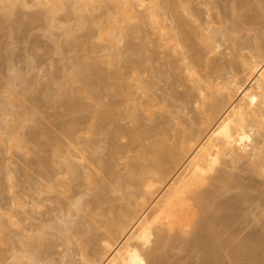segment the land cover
<instances>
[{"label": "rangeland", "instance_id": "rangeland-1", "mask_svg": "<svg viewBox=\"0 0 264 264\" xmlns=\"http://www.w3.org/2000/svg\"><path fill=\"white\" fill-rule=\"evenodd\" d=\"M78 1L0 0V264H197L209 244L194 222L240 190L253 200L229 212L231 231L259 237L264 170L251 165L250 144H264V109L253 103L264 0L135 1L131 17L114 0ZM197 54L216 68L200 70ZM216 81L249 88L250 113L207 86ZM153 143L175 153L168 173ZM184 165L231 185L202 194L183 183ZM168 196L179 233L153 241L148 212Z\"/></svg>", "mask_w": 264, "mask_h": 264}, {"label": "bare ground", "instance_id": "bare-ground-1", "mask_svg": "<svg viewBox=\"0 0 264 264\" xmlns=\"http://www.w3.org/2000/svg\"><path fill=\"white\" fill-rule=\"evenodd\" d=\"M76 1H78V0H76ZM80 1L81 0H79L78 2H80ZM114 1H115L113 4L114 8L124 9L126 12H128V11L131 12L134 8L133 2L136 1L139 4H142L144 0H114ZM82 2H84L87 5H90V3L91 4L93 3L94 6H95L96 2L99 4V0H82ZM82 2H80V3H82ZM149 8L152 9L151 4H150ZM155 8H156V11H158L157 7H155V6L153 7L152 11L150 9V11H151L150 16L153 17L152 18L153 20L156 18L157 15H159V14H156L157 12L155 11ZM123 14L126 16L127 14H130V13L128 12L127 14L126 13H123ZM131 16H132V14H130V17ZM157 18L159 19V16H157ZM154 22H157V20L156 21L154 20ZM158 30H159L160 35H162V36L164 33V36H163V37H165L164 41L168 42L170 38L165 35L164 27L159 25ZM210 38H211V40H215V38H213V37H210ZM218 47H220V46H218ZM202 55L203 54H197L194 57H192V60L195 61L197 63V65H199L201 67V68H199L200 70L203 68L214 70L216 68L215 67L216 61L215 60L213 61L211 59L210 62L208 63L207 61H209V60L207 59V57H205L206 55H203V56ZM204 59H207V61L206 60L204 61ZM232 59H234V58H232ZM232 59L230 61L228 60L227 63L229 62L228 64L229 65L231 64L230 66H238L239 61L237 62V59H236V61H234ZM186 68H187L188 73L193 77L195 76L196 77L195 80H198V78L200 77V74H199L200 70L198 69L197 71L196 70L192 71L193 67L190 66V63H188ZM263 77H264V69H263L262 75H260V74L255 75V81H256L257 87L259 88L260 91H259L258 96L256 97V99L253 103H255L257 105L258 109L259 108L264 109V90H263L264 79H263ZM233 82L234 81H229V83L227 82V84H226V83H221V81H216L215 83L209 84L207 86H209V87L214 86L213 90H217L218 86H219L220 90H227V94L229 95V98H230L229 102L233 105V107L235 109L241 110V117H242L245 115V113H250V111L245 110V107H244V104H245L244 100L246 99V96L249 94V92H248L249 88H244V89L238 88V87L231 88L232 87L231 85L233 84ZM198 83H200V82H198ZM220 83H221V85H219ZM242 87H244V86L242 85ZM199 88H200V86H199ZM200 93L202 95H204L202 89L200 90ZM212 95H216V94L212 93ZM256 111L259 112L258 110H255V112ZM67 129H68L67 131L69 132L70 129H72V128L67 127ZM71 132H73V130H71ZM11 134H13V133L11 132ZM259 136L262 137L263 135H261V133H260ZM258 140L259 139H256V138L251 139V143H253V144H250V147H251V149L257 150V152L255 153V155H253L254 158L253 159L250 158V160H251V163H252L251 165L253 166L254 170H256V171L261 170L262 171V170H264V149H263L264 144L261 147V145H258L259 144ZM153 144L154 145L152 147L150 146L148 148V149H150L149 152L152 153L153 159L159 165L160 169L163 172L168 173V168L164 165V163L167 159H174L175 153L173 152L172 148L164 147L162 145V143L160 144V146H163V147H160V146L157 147L155 145V143H153ZM174 161H176V160H174ZM206 173L207 172L192 170V169H190L184 165V173L182 175L183 183H196V184L201 185L202 186V191H201L202 194L207 192L206 190H208L210 185H212L214 192L216 194L220 192V189L226 188V186L228 187L231 185V182L228 180V182L230 183L229 185L225 186L224 183L227 182V181H225L222 185L217 186V184H215L214 180L212 179L211 175L206 174ZM241 193H243L244 195ZM246 193L247 192L240 190V192L237 193L238 195L234 194L233 197L232 196L230 197L231 199L229 198L230 200L222 201L224 203H221V201H219L220 203H218L217 202L218 200H213L214 202H211L210 204H208L209 208H210V205L213 204V205H211V207L213 206L212 210L209 209L211 211V213H210V211H207V210H205L206 211L205 213H203V211H201V214H200L201 219H198L194 222V229L201 228L205 232V236L203 238V241L207 242L209 244V248H208L207 252H205L201 256V258H199L200 260L198 259L199 262L197 264H213V263H215V262H217L223 258H231L234 261L245 260V261H250L253 264H264V235H263L264 233H261L263 236L261 234H259V237H256V238L253 237V239H252L251 236H250V238L248 237L249 233L247 231H245V232H247L248 234L244 232L246 235L241 233V232L235 233V232L231 231V225H232L233 217L229 216L230 215L229 212L231 213V211L235 210L240 204L243 205V204H245V202L247 203V202L253 200V198H252L253 196L248 193L249 196L251 195L249 197ZM171 198L172 197H170V196L164 197V199H162L163 201L161 200L162 203L160 202L161 203L160 206L158 204L157 205L158 207H155L154 210H151L148 212V215L151 217V219L155 223V225L152 229V233H151L152 238H150L153 241L158 236L173 237L177 234L176 232H178L180 229L183 215H179V217L177 219H173V216H174L173 214L176 213V210L178 208H176L172 205V199ZM197 202L198 203H195V204H197V206H195L194 208L201 209L203 207H206V205L202 204L201 201L197 200ZM185 208H184V210H185ZM189 210L190 209H188V208H187V210H185V212L187 213L186 217L191 216V213L189 212ZM157 211H162V213H164V216L159 217L156 213ZM0 218H1V214H0ZM1 224H2V222H1ZM1 224H0V226H1ZM236 232H239V231H236ZM187 243L190 245H192V244L195 245V244H197V241L192 239L191 242L188 241Z\"/></svg>", "mask_w": 264, "mask_h": 264}]
</instances>
